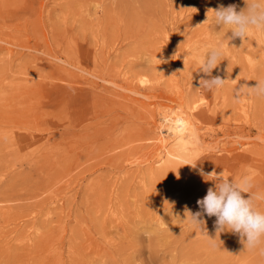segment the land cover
<instances>
[{
  "label": "rangeland",
  "instance_id": "rangeland-1",
  "mask_svg": "<svg viewBox=\"0 0 264 264\" xmlns=\"http://www.w3.org/2000/svg\"><path fill=\"white\" fill-rule=\"evenodd\" d=\"M220 5L246 0H0V264H264L216 217L184 220L214 187L200 169L264 193V98H234L264 79V34L229 39Z\"/></svg>",
  "mask_w": 264,
  "mask_h": 264
},
{
  "label": "clouds",
  "instance_id": "clouds-1",
  "mask_svg": "<svg viewBox=\"0 0 264 264\" xmlns=\"http://www.w3.org/2000/svg\"><path fill=\"white\" fill-rule=\"evenodd\" d=\"M209 10L214 14L216 27L227 28L228 33H231L229 39L245 40L254 31L264 34V0H246V7L240 11H237L236 5L227 7L220 5L216 9ZM222 56V44L208 46L199 59V71L211 77L212 71L223 61ZM227 80L219 76L202 78L200 89L212 92L222 88ZM245 90L257 98H264V79L257 80L254 86L239 85L235 89L234 98L239 100L240 94ZM192 167L195 168L196 165ZM200 174L206 181H211L214 187H209L206 195L197 200L202 211L192 213L186 210L184 220H188L201 230L204 224L203 215L214 216L218 236L226 231L239 234L247 250L264 257V210L260 207L264 204V193L253 191L254 176L244 174L235 179H226L222 173L217 174L215 171L205 173L203 169H200ZM244 194H248L247 198ZM210 240L215 241V239Z\"/></svg>",
  "mask_w": 264,
  "mask_h": 264
},
{
  "label": "bare ground",
  "instance_id": "bare-ground-1",
  "mask_svg": "<svg viewBox=\"0 0 264 264\" xmlns=\"http://www.w3.org/2000/svg\"><path fill=\"white\" fill-rule=\"evenodd\" d=\"M199 28V27H198ZM200 30V29H199ZM101 36V35H100ZM95 41V40H94ZM83 42V41H82ZM101 45V44H100ZM162 56H161V63L159 62V65L161 66V68L163 69V70H165V72H172L173 71V68H174V66H172L171 64H169L168 62H167V56L166 55H164V54H161ZM185 55V54H184ZM117 56V55H116ZM192 57V56H191ZM184 58V56H180L179 57V60L180 59H183ZM178 59V58H177ZM184 63V62H183ZM125 74V73H124ZM83 76V75H82ZM128 76V75H127ZM122 77V76H121ZM127 79V78H126ZM226 83V82H225ZM193 88V87H192ZM123 90V89H122ZM187 92V91H186ZM135 94V93H134ZM135 96V95H134ZM199 100V99H198ZM203 100V99H202ZM214 100V99H213ZM192 103H193V101H192ZM201 103V102H200ZM176 104V103H175ZM191 105V104H190ZM182 106V105H181ZM198 107H199V102H198V104H197V101L196 102H194V105L193 106H189L188 107V110H187V108H186V110L187 111H189L188 113H187V116L186 117H184L185 115H186V113H184L185 115H183V116H178L177 117V119L176 120H174L173 122H172V124L170 125L169 124V128H168V130H169V132L171 133V136L172 135H176L177 133H179V132H181L184 128H186V125H188L189 124V122H188V124H187V119H189V120H191V118L193 117L194 118V115H195V112H196V110L198 109ZM183 109V108H182ZM185 109V108H184ZM215 109V108H214ZM180 110V109H179ZM183 111V110H182ZM185 111V110H184ZM215 111V110H214ZM187 117H190V118H187ZM166 120V119H165ZM244 120V119H243ZM168 121V120H167ZM163 122H165V121H163ZM190 123H191V121H190ZM193 123V122H192ZM192 125V124H191ZM194 125V124H193ZM189 126V125H188ZM190 127V126H189ZM194 127V126H193ZM95 129V128H94ZM190 129H191V127H190ZM128 130V129H127ZM192 130V129H191ZM195 131V130H194ZM168 132V133H169ZM183 132H184V130H183ZM165 133V132H164ZM167 134V133H166ZM179 134H181V133H179ZM192 134V133H191ZM195 134L193 133V136H194ZM166 136V135H165ZM180 136V135H179ZM196 136V135H195ZM138 137V136H137ZM178 137V136H177ZM176 137V138H177ZM197 137V136H196ZM192 138H194V140H195V137H192ZM244 139V138H243ZM178 140H179V137H178ZM196 141H197V139H196ZM261 142V141H260ZM180 143V142H179ZM200 143V142H199ZM253 144V143H252ZM200 145V144H199ZM131 148V147H130ZM204 148H205V146H204ZM209 148V147H208ZM126 149V148H125ZM171 153V152H170ZM75 154V153H74ZM172 154V153H171ZM174 154V153H173ZM185 155V154H184ZM187 155V154H186ZM164 156V155H163ZM167 156V155H166ZM174 157V156H173ZM177 158H179V156H178V154H177ZM186 158V157H185ZM189 158V157H188ZM191 158V157H190ZM167 159H168V157H167ZM66 163V162H65ZM88 165V164H87ZM66 166V165H65ZM90 166V165H89ZM181 166H183V165H181ZM190 167V166H189ZM179 168V167H178ZM182 171V170H181ZM173 172H175V171H173ZM82 174V173H81ZM198 178V177H197ZM194 179V178H193ZM207 184V183H206ZM195 186H196V184H195ZM11 200V199H10ZM25 213V212H24ZM23 215V214H22ZM33 223V222H32ZM79 225V224H78ZM20 231V230H19ZM37 231V230H36ZM11 234V233H10ZM17 235V234H16ZM37 236V235H36ZM5 240V239H4ZM71 243V242H70ZM41 250V249H40ZM2 255V254H1ZM41 260V259H40ZM48 260V259H47ZM2 261V260H1Z\"/></svg>",
  "mask_w": 264,
  "mask_h": 264
}]
</instances>
